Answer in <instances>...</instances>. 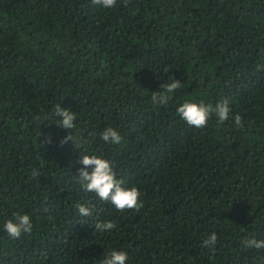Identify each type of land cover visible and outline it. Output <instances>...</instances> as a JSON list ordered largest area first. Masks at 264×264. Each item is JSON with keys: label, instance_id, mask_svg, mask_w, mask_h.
<instances>
[{"label": "trees", "instance_id": "obj_1", "mask_svg": "<svg viewBox=\"0 0 264 264\" xmlns=\"http://www.w3.org/2000/svg\"><path fill=\"white\" fill-rule=\"evenodd\" d=\"M170 77L182 86L154 106ZM224 99L222 124L176 112ZM108 126L121 145L100 139ZM85 154L109 159L143 207L84 192ZM16 212L33 231L13 239ZM105 220L117 227L95 230ZM213 232L214 251L201 246ZM245 238L264 239V0H0V264H100L111 249L127 264H264Z\"/></svg>", "mask_w": 264, "mask_h": 264}, {"label": "clouds", "instance_id": "obj_2", "mask_svg": "<svg viewBox=\"0 0 264 264\" xmlns=\"http://www.w3.org/2000/svg\"><path fill=\"white\" fill-rule=\"evenodd\" d=\"M129 0H123L127 6ZM91 3L98 5L103 9H112L116 6L117 0H91ZM182 86L179 80L172 77L169 82H164L160 85L161 90L152 92L151 102L155 105L168 104L171 96L175 90ZM176 112L179 117L186 122L187 125L203 129L207 126L209 119L215 116L218 123H223L230 118L231 109L228 100L224 99L217 101L214 105L205 103L203 101L185 100L177 108ZM54 116L59 119V127L67 130L75 128L76 115L74 112L62 108L60 104L55 106ZM234 122L237 126H242V118L236 114ZM100 139L106 144L121 145L124 138L120 132L108 126L103 129L100 134ZM71 140L69 136L61 140V143ZM79 163L82 165L78 169V183L84 192L94 193L102 202H108L114 206L119 212L126 210L139 211L143 207V202L139 199L141 193L136 186L125 187L124 181L118 179L114 171L113 163L99 154L80 155ZM91 169V171H89ZM33 178L39 175L36 169L32 170ZM76 208L81 216H91V210L77 202ZM14 218L7 220L3 227L7 234L13 238L18 239L22 234L31 233L33 231L32 219L28 214H21L16 212L13 214ZM95 230L99 232H112L117 227L115 221L105 220L95 224ZM217 242V235L215 232L211 233L202 241V247L215 250ZM243 246L246 249H264V239L257 240L255 238H245ZM128 255L124 251L116 249L109 250L100 264H127Z\"/></svg>", "mask_w": 264, "mask_h": 264}]
</instances>
